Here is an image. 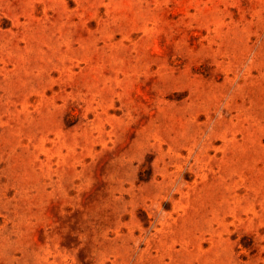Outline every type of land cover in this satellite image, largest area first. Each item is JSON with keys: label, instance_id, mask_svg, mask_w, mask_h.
Listing matches in <instances>:
<instances>
[{"label": "rangeland", "instance_id": "obj_1", "mask_svg": "<svg viewBox=\"0 0 264 264\" xmlns=\"http://www.w3.org/2000/svg\"><path fill=\"white\" fill-rule=\"evenodd\" d=\"M0 264H264V0H0Z\"/></svg>", "mask_w": 264, "mask_h": 264}]
</instances>
